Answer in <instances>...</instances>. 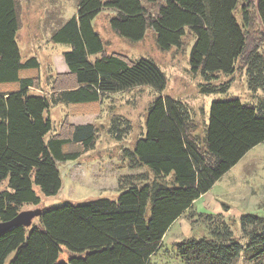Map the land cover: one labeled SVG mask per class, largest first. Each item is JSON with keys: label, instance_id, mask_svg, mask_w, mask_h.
Here are the masks:
<instances>
[{"label": "trees", "instance_id": "16d2710c", "mask_svg": "<svg viewBox=\"0 0 264 264\" xmlns=\"http://www.w3.org/2000/svg\"><path fill=\"white\" fill-rule=\"evenodd\" d=\"M105 9L114 11L110 28L130 42L151 29L165 51L181 48L190 35L188 62L190 73L201 78L200 94L226 93L229 84L216 83L217 76L233 74L239 62L250 88L264 87V0H79L76 14L50 36L70 49L62 54L68 72L53 76L48 95L30 92L39 87V63L22 60L16 2L0 0V221L25 204H40L34 185L45 196L58 192L57 162L80 155L64 151L65 145L78 144L83 152L94 146L96 128L89 123L65 121L60 133L45 139L52 123L44 113L52 105L88 108L106 94L144 85L159 93L146 110L143 133L125 149L128 167L144 166L151 176L131 180L115 199L41 207L38 223L0 234V264H150L171 224L264 142V98L255 104L215 100L199 125L183 102L161 94L167 78L153 61L104 52L92 21ZM252 9L262 28L253 41L245 32ZM113 129L120 130L116 123ZM234 222L222 220L207 235L174 240L172 247L184 264H234L240 256L264 264V217L242 214L240 237L232 232ZM63 247L69 255L59 261Z\"/></svg>", "mask_w": 264, "mask_h": 264}, {"label": "rangeland", "instance_id": "374dc122", "mask_svg": "<svg viewBox=\"0 0 264 264\" xmlns=\"http://www.w3.org/2000/svg\"><path fill=\"white\" fill-rule=\"evenodd\" d=\"M18 17L16 42L22 60L35 57L39 68L34 74L39 78V87L30 90L33 94L51 92L50 81L56 74L68 72L63 58V52L70 49L67 44H55L50 41L53 32L76 14L79 0H15ZM114 11L105 9L92 21L94 31L102 38L104 52H117L130 59H148L153 61L167 78V84L162 95L178 99L190 110L192 118L199 125L205 122L209 114L211 102L238 98L243 103H257L264 98V87L252 89L248 83L242 62L237 64L231 75L217 76L216 83H228L226 93L203 95L198 92L199 74H191L189 66V51L192 43L190 35L185 37L184 45L169 50L158 48L153 31L148 29L144 37L136 42H130L118 36L109 26V18ZM252 9L253 22L245 32L253 41V37L261 32V26ZM236 18L241 23L238 9ZM264 51V41L260 44ZM99 55V54H97ZM96 55V56H97ZM152 87L144 85L123 92L106 94L96 105L88 108L78 105L60 103L52 105L44 114L51 120V130L45 139L60 133L63 123L69 125L93 124L96 128L94 146L83 152L81 146L70 143L64 146V151L80 152L77 159L57 162L61 177V187L55 195L45 196L34 185V191L40 197V204L35 206L25 204L21 210L43 207L49 209L61 206L67 202L77 204L97 198L115 199L118 191L127 186L131 180L139 182L142 175L148 177L151 173L144 166L128 167L125 149L131 150L135 141L144 131L146 110L155 97L158 96ZM88 110V112H84ZM116 123L118 131L112 132ZM116 132V133H115ZM120 134L118 139L116 135ZM131 177L130 179H127ZM222 178V179H221ZM212 188V194L230 196H215L218 207L231 205L232 210L223 215L197 213L195 210L185 212L173 223L164 235L158 252L151 256L150 264H184L174 251V240L188 236L201 237L207 235L212 227L222 220L229 223L235 237H240L239 218L244 213H253L264 217V197H251L253 184L264 183V142L254 146L222 177ZM5 183L2 185L4 186ZM239 191L238 195L235 193ZM256 199V200H255ZM225 208V211H227ZM20 210V211H21ZM230 220V221H229ZM38 223V219L33 220ZM32 222V223H33ZM69 252L63 247L59 261H65ZM234 264H252L240 256Z\"/></svg>", "mask_w": 264, "mask_h": 264}, {"label": "crops", "instance_id": "0c3cea01", "mask_svg": "<svg viewBox=\"0 0 264 264\" xmlns=\"http://www.w3.org/2000/svg\"><path fill=\"white\" fill-rule=\"evenodd\" d=\"M218 180L220 181V179H218ZM218 180L213 184V186L207 192H205L204 194L199 196L197 199H195L192 203L191 208L184 211V213L182 215H184L185 212H187L189 210H195L197 213H200V214L202 213V214H207V215H214V214L215 215L216 214L223 215V212L231 211L232 210L231 205L224 206L223 209L218 207V201L215 199V196H224V197L230 196L232 193H234L233 191L230 193H225L224 195L222 193H221V195L220 194H214V193L212 194V192H213L212 188L215 187L217 183H219ZM252 186H253L254 190H252L253 194H251V197H253V198H255V196L256 197L257 196L264 197V183H260L259 185L253 184ZM235 193L238 195L239 191L236 190ZM226 207H228L227 211H225ZM175 222L176 221H174L173 223H175Z\"/></svg>", "mask_w": 264, "mask_h": 264}, {"label": "water", "instance_id": "95a60500", "mask_svg": "<svg viewBox=\"0 0 264 264\" xmlns=\"http://www.w3.org/2000/svg\"><path fill=\"white\" fill-rule=\"evenodd\" d=\"M41 212V207L21 210L12 219L8 221H0V234L8 231L9 229L17 225H23L24 227L31 226L33 220L37 218L41 214Z\"/></svg>", "mask_w": 264, "mask_h": 264}]
</instances>
